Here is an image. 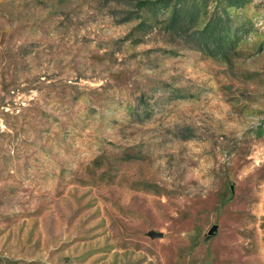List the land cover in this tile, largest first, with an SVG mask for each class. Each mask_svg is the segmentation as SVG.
Listing matches in <instances>:
<instances>
[{"label":"rangeland","instance_id":"1","mask_svg":"<svg viewBox=\"0 0 264 264\" xmlns=\"http://www.w3.org/2000/svg\"><path fill=\"white\" fill-rule=\"evenodd\" d=\"M0 264H264V0H0Z\"/></svg>","mask_w":264,"mask_h":264},{"label":"trees","instance_id":"2","mask_svg":"<svg viewBox=\"0 0 264 264\" xmlns=\"http://www.w3.org/2000/svg\"><path fill=\"white\" fill-rule=\"evenodd\" d=\"M150 4V2H147ZM179 5H175V8L173 10V16H172V20H173V23L176 24L178 21H179V15H180V12H181V8L178 7ZM222 37L220 36V40H223L221 39Z\"/></svg>","mask_w":264,"mask_h":264}]
</instances>
